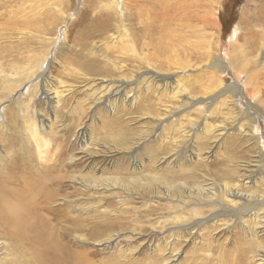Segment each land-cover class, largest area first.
<instances>
[{"label":"rangeland","instance_id":"rangeland-1","mask_svg":"<svg viewBox=\"0 0 264 264\" xmlns=\"http://www.w3.org/2000/svg\"><path fill=\"white\" fill-rule=\"evenodd\" d=\"M128 1L0 0V194L15 207L27 179L45 182L24 200L37 204L49 230L39 229L42 237L51 236L72 253L71 264H260L256 254L264 246V224L254 237L256 210L245 212L264 192V114L247 112L237 126L230 105L234 94L215 102L207 96L206 112L204 103L183 111L179 96L183 84L191 97H205L201 92L210 84L219 89L240 84L239 44L231 41L242 28L240 45L249 39L252 46L264 43L257 18L264 0H203L209 23L196 27L203 49L182 52L190 65L184 70L176 67L173 46L164 39L177 40L188 27L160 15V3L154 12L149 6L125 10ZM180 40L189 42V35ZM47 52V73L40 78L43 71L35 67ZM217 59L228 64L222 74L211 66ZM28 69L34 74L25 85L4 86L12 74L23 78ZM150 71L170 78L149 79L148 91L147 85L138 91L124 86L126 104L115 97L92 104L101 80L120 82L134 73L148 78ZM255 81L258 99L247 93L241 106L251 101L264 107V73ZM28 88L40 94L28 99ZM55 91L63 98L51 104L46 95ZM218 126L226 128L221 135ZM254 134L262 143L250 139ZM223 185L250 195L251 202L225 210L218 223L186 229L193 216L175 207L200 204ZM8 205L0 200V232L8 230ZM210 210L203 207L207 217ZM4 241L11 256L6 259L7 250L0 248V264H14L15 255L17 264H27L30 253L0 237Z\"/></svg>","mask_w":264,"mask_h":264},{"label":"bare ground","instance_id":"bare-ground-1","mask_svg":"<svg viewBox=\"0 0 264 264\" xmlns=\"http://www.w3.org/2000/svg\"><path fill=\"white\" fill-rule=\"evenodd\" d=\"M141 2H143V3H141ZM141 2H139V1L136 2L135 0H130L126 3H124L125 10L130 9V7L134 8V9L141 10V9L145 8V6H149L150 9L154 12L157 9V5L160 3V5H161L160 8L162 7L160 15H162V13H163V17H165V15H166L169 17V20L178 21L180 23L183 22L188 27V29L186 31H183L182 34L179 33V37L177 38V40H174L173 35L170 36L169 38H166V36H165L164 40L167 39V41L171 42V45L173 46L172 59L175 58L176 67L178 69H183V70L185 68L189 69V67H190L189 60H188V58H185L184 56L192 55L193 50L195 52L197 50L203 49L201 47V45L199 44L200 41H202L201 40L202 37L199 35L198 29L196 27H198V25L201 23H209V20L207 19L206 15H205V14H208V12L206 10L207 3L203 2V0H159V2L151 0L152 3H149V2L144 0ZM166 7L168 8V12L165 13L164 8H166ZM117 8H118V6H117ZM258 11L259 12L257 13V18H258V21L262 24V26H260V27L262 29H264V1H263V5L260 6V9ZM124 20L125 19H123V21ZM247 22H248L247 19H245L243 22V25L244 26L247 25ZM193 23H196V24H193ZM129 29H130V27H129ZM147 30H149V29L147 28ZM241 31H242V28L236 29L235 30V39H232V41H231V43L234 45L239 44V46H238L239 51L236 50L235 52H239L238 55L236 54L237 60L239 57V59L241 60L240 63L242 66V71H240V76H239V79L241 81L240 84H238V85L233 84V85L227 87V89H219L218 86H214V85L210 84V85H208L207 88L203 89L201 92V94H204L205 97H191V94L188 93V91L190 89H188L186 84H183V85H181L182 88L181 89L179 88L180 90H182L179 98H180V104H181L180 108H183V111L192 109V108L196 107L197 105H202L203 103L204 104H203L202 109L205 111L208 108L207 106H210L209 102L206 99L207 96L210 97V98H208L211 100V101L209 100L210 102H215L217 99H222L226 94H232V95L234 94L235 97H237V98H236V100H234V99L231 100L230 105L232 106V108H234L237 111V116H235L236 117L235 118V122H236L235 124L237 126H238V124H240L245 119H248V115H245V114H247V112H251L254 109H256L257 114H264V107L260 106V105H256V103H251V101L248 102L247 107L241 106V98L243 97V95H246L247 93H250L251 98H253L255 101L258 99V93L256 92L258 88L255 86L257 84L255 80L257 77L259 78L260 73L261 74L264 73V43L256 44V42H254L255 45L252 46L251 43L253 42V40L249 39V42L247 40H245V42H247V43L244 45H240V43H239L240 41L238 38H239V34L241 33ZM127 33L128 34L126 36L135 43V38L133 37V34L129 33L128 30H127ZM185 33L189 35V42L180 40L181 35H183V38L185 37ZM249 33L254 34V32L252 33V31H249ZM145 34H147V32H145ZM193 39H198V43H195L193 41ZM191 43L194 45L193 47H191ZM182 52L184 53L183 57H182ZM43 55H44V58L38 59L40 66L38 65V67H35L38 69V71L39 70H41L40 72L43 71V73L40 76H38L40 78L43 77V75H45L47 73L46 72L47 71V62H48V59L50 56V52H47L46 54H43ZM183 58H185V59H183ZM233 61L236 63L235 60H233ZM228 63H229V67L231 65H233V63L231 64L230 59H229ZM211 66L214 70L218 69L217 71L220 74L224 73L226 68H228V64H226L225 62H223L220 59H217L214 62V64H212ZM28 71H29V69L25 70L23 72V75H22L23 78L22 77L16 78L15 76H13V74H12V77H15V78L6 77V78H9L8 79L9 81L4 80V86L11 85L14 82L16 83V85L14 84L16 87L21 86V84H23L27 80V79H25L27 76H31V74H32V77H33L34 73H32L30 71L31 72V74H30V72H28ZM253 72H256L257 77H255L256 74H253ZM37 74L39 75L40 73L37 72ZM149 74H150V77H148V78L143 77L142 78V76L140 74L134 73L132 78H125L123 81L120 80V82H119V80H109V81L101 80L99 83V85H100L99 89L100 90L98 93L96 92L93 94L92 104L95 105L97 103L102 102V100H104V103L106 102L105 100H107V102L108 101L112 102L113 97L121 98V99L124 98L123 104H126L129 101H128L127 96H126L127 94L126 95L123 94V87L124 86L126 88L129 85H135L134 89L136 91H138L141 88V86L147 85L146 89L148 91L149 90L148 89V84H149L148 80L149 79L152 82V80H154L156 78L157 79L162 78V80L170 78L169 77L170 75H165V74L162 75V74H160L158 72H154V71H150ZM134 77H136V79L132 80ZM115 83H117V84H115ZM254 83H256V84H254ZM25 84L26 83H24L23 85H25ZM44 84H45V86L44 87L42 86V88H41L43 93H45V89H46V83H44ZM3 92H4V90H3ZM39 94H40V90H37V92H34V90H31L29 88L27 89V98L28 99L32 98V95L34 98V97H37ZM48 94L49 93H47L46 96H47V98L51 104L54 103L56 100L61 101L63 98L62 93L59 91H55L53 94V97H51V98H50V95H48ZM214 94H216V95H214ZM107 95H109V96H107ZM195 98H197V99H195ZM31 100H33V99H31ZM114 107L115 106H113V108ZM0 109H1V107H0ZM170 110H172V108ZM176 111H177V109H176ZM202 116H204V115H202ZM42 119H43V117H42ZM156 120L158 121V119H156ZM37 126H36V124H33L31 130H32V133H33L35 139L38 140L37 134H38L39 129L37 128ZM196 126H197V124H196ZM201 126H200V128H201ZM240 128L241 127H239L238 132L241 133L242 135H244L243 134L244 130L242 128L241 129ZM190 130L191 131L194 130L196 132V129H194V128L190 129ZM224 130H226L225 127L218 126L217 132L220 131V135H221V133H222L221 131H224ZM185 135H186V133H185ZM245 136H248V135L246 134ZM253 137L250 139L256 140L259 142L262 139L261 135L254 134ZM260 143H262V141ZM200 156L201 155H199V158H200ZM3 163H5V162H3ZM258 168H259L258 170L262 169L260 166ZM45 179H47V178H45ZM37 182L35 183V182L30 181L28 179L25 181V183H24L25 187L24 188L26 189V191H25V189H23L21 191V193L18 197V199L20 201L18 202V204L15 207L8 205V201L6 199V196L0 194V200L8 205V211L7 212L9 214V217H7L8 225L6 227L8 230L4 229L5 230L4 232L1 231L0 237L1 238L4 237V239L9 240L11 242L12 241L16 242L17 244H19L23 247V250L29 252L30 255L28 258H25L23 256L25 258V262L27 264H31V263H35V264H71V261L74 259V256L72 253L66 252L64 250V247H62L58 242L52 240L51 236H45V239L42 237L43 233L40 232L39 229L46 231V232L49 230H48V228L45 229V225L42 223L41 219L39 218V214L37 213V211H38L37 204L34 205L33 202L31 203V200H28V201L24 200V199L28 198V196L31 195L34 190H37V192L40 189L43 190L44 185L46 183L44 182L43 185H41V184L38 185ZM210 192H211V190H210ZM214 192H216V191H214ZM47 199L51 200V196L47 197ZM205 199H206V197H205ZM251 199H252V197L250 195L249 196L241 195L238 190L232 189V188L228 187L227 185H223L220 188H217V192L212 193L211 197L206 199V201L201 200L199 202L200 204H195V205H191V204L189 205L188 204L189 206H187V207L182 206L180 208H179V206L178 207L174 206V207H175V209H177L176 211L179 214H181L180 211H186V209L188 212H190V214H192L193 218L189 222H187V225L189 227L186 226V229L190 228L191 225L192 226L197 225L200 228L201 227L205 228L206 225L210 221H216L217 220L216 222L218 223L220 221V220H218L220 217H223V216L226 217L225 210H228V209L235 210L238 205H240L239 208H243L244 206L248 205L251 202ZM197 201H199V200H197ZM258 201H260V202L257 204L256 207L249 209L247 212H245L247 214H250L253 210H256L255 213L251 214L252 221L254 222V225H255L254 227H256V229H253L255 234H251L254 237H256L257 236L256 233L259 232L258 231V229H259L258 225L264 224V222H263V220H264V192H261L260 199H258ZM173 202H175V201H173ZM186 203H188L187 200H186ZM205 206H207V207L210 206L211 210L208 213L209 217H207L206 214H204V212H203V207H205ZM223 207H225L224 211H222ZM33 208H35L36 214L35 215L32 214V216H31L30 214L34 211ZM24 209H26L28 212H30V214L28 212H26ZM182 219H183V217H182ZM182 219L175 218V220H177V221L182 220ZM37 220H39L38 224H36ZM4 227H5V225H4ZM182 228L183 227H178V228H175V230H180ZM186 229H185V231H186ZM47 237H49L51 239L49 240ZM7 242L8 241H4V242L0 243V246H1L0 248L7 250V252H6L7 258L6 259H8L11 256V253H10L11 249L8 247L9 245ZM30 243H32V244H30ZM26 244H29V245H26ZM256 255L259 258L260 264H264V246L261 248V251L259 252V254L257 253ZM17 260H18L17 255H15L11 259V261H13L14 264L18 263V262H16ZM0 261H2V260H0ZM4 261H10V259L9 260H3V262Z\"/></svg>","mask_w":264,"mask_h":264}]
</instances>
